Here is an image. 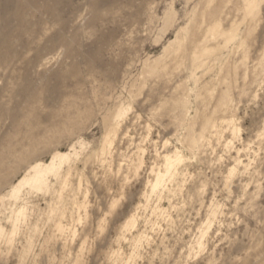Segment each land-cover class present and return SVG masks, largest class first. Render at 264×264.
Returning <instances> with one entry per match:
<instances>
[{"label":"rangeland","instance_id":"374dc122","mask_svg":"<svg viewBox=\"0 0 264 264\" xmlns=\"http://www.w3.org/2000/svg\"><path fill=\"white\" fill-rule=\"evenodd\" d=\"M5 2L0 264H264V0Z\"/></svg>","mask_w":264,"mask_h":264},{"label":"bare ground","instance_id":"6f19581e","mask_svg":"<svg viewBox=\"0 0 264 264\" xmlns=\"http://www.w3.org/2000/svg\"><path fill=\"white\" fill-rule=\"evenodd\" d=\"M7 0H4L3 4H1L0 7V63L3 65L5 63L6 60V51H7V40L9 37V15L7 13L8 11V6L5 4ZM2 112V111H0ZM14 113V112H13ZM13 113H11L9 115V120H10V125L11 126H15L17 124V122L15 121V115H13ZM3 117H1L2 119ZM41 165H37L34 166V171H35V175L39 174V171H37L38 167H40ZM35 180L37 181L38 178L34 177ZM25 179V178H24ZM22 179V181L24 180Z\"/></svg>","mask_w":264,"mask_h":264}]
</instances>
